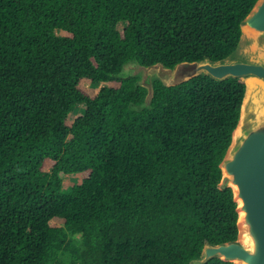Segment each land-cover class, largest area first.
<instances>
[{
    "label": "trees",
    "instance_id": "1",
    "mask_svg": "<svg viewBox=\"0 0 264 264\" xmlns=\"http://www.w3.org/2000/svg\"><path fill=\"white\" fill-rule=\"evenodd\" d=\"M256 2L0 0V264H191L238 237L220 164L245 81L157 79L138 107L117 73L230 55Z\"/></svg>",
    "mask_w": 264,
    "mask_h": 264
},
{
    "label": "water",
    "instance_id": "2",
    "mask_svg": "<svg viewBox=\"0 0 264 264\" xmlns=\"http://www.w3.org/2000/svg\"><path fill=\"white\" fill-rule=\"evenodd\" d=\"M241 26L236 49L224 58L184 60L173 67L161 61L146 65L130 60L117 73L122 77L140 75L137 83L148 91L138 107L151 105L157 79L168 86L202 74L218 80L238 77L245 81L240 118L220 164V187H231L237 202L238 237L221 243L207 240L201 255L191 264H204L213 257L234 264H264V0H257ZM248 79L257 80L260 85L255 101L247 105L243 116Z\"/></svg>",
    "mask_w": 264,
    "mask_h": 264
},
{
    "label": "bare ground",
    "instance_id": "3",
    "mask_svg": "<svg viewBox=\"0 0 264 264\" xmlns=\"http://www.w3.org/2000/svg\"><path fill=\"white\" fill-rule=\"evenodd\" d=\"M247 84H248V90H247L245 103H244L243 116L246 113L247 105L249 106V104L252 102L253 99L255 101V97L257 96V94L259 92L260 82L257 80H253V79L249 80L248 79Z\"/></svg>",
    "mask_w": 264,
    "mask_h": 264
},
{
    "label": "rangeland",
    "instance_id": "4",
    "mask_svg": "<svg viewBox=\"0 0 264 264\" xmlns=\"http://www.w3.org/2000/svg\"><path fill=\"white\" fill-rule=\"evenodd\" d=\"M83 105L79 106V110L73 113L72 118H76L78 115L82 114ZM64 188L69 190L74 182L80 183L82 181V177L80 174H64Z\"/></svg>",
    "mask_w": 264,
    "mask_h": 264
}]
</instances>
